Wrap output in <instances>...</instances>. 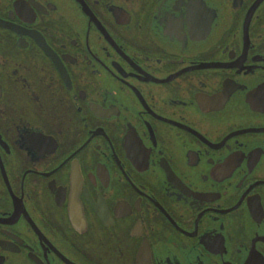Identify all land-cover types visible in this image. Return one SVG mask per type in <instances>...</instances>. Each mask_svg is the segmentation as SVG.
Instances as JSON below:
<instances>
[{
  "label": "flooded vegetation",
  "instance_id": "flooded-vegetation-1",
  "mask_svg": "<svg viewBox=\"0 0 264 264\" xmlns=\"http://www.w3.org/2000/svg\"><path fill=\"white\" fill-rule=\"evenodd\" d=\"M0 264H264V0H0Z\"/></svg>",
  "mask_w": 264,
  "mask_h": 264
}]
</instances>
